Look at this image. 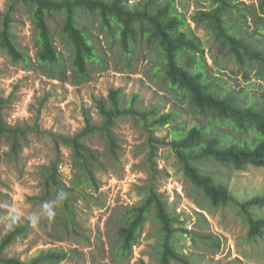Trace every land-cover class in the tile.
<instances>
[{
    "label": "rangeland",
    "instance_id": "obj_1",
    "mask_svg": "<svg viewBox=\"0 0 264 264\" xmlns=\"http://www.w3.org/2000/svg\"><path fill=\"white\" fill-rule=\"evenodd\" d=\"M13 1L0 0V14H4ZM238 1L244 2L249 9L259 4V0ZM211 5L212 0H176L178 12L188 18L191 32L203 42L210 69L208 78L213 86L243 106L250 105L255 98V105L260 109L264 106V81L259 75V64L248 60L243 69L229 55L228 48H222L215 41L214 32H209L204 26L198 27L192 21L196 12L209 11ZM24 7L20 2L12 30L17 45L28 56V64H13L0 50V93L8 99L5 109L8 124L37 127L39 132L28 136L18 158L11 155L6 141H0V241L10 231L6 228V217L12 209L20 213L19 223L30 225L27 233L7 250V256L26 261L39 252L62 248L69 252V257L61 264H141V260L158 264L155 248L160 244L161 236L154 216L149 219L132 254L122 262L117 260V247L121 243L117 231L127 225V211L143 202L144 195L138 190L145 188L149 179L144 123L131 118L117 122L114 129L119 143L117 159L113 158L105 137L93 134L86 140L87 146L99 156V165L94 170L97 188H92L89 182L76 186L71 150L57 144L55 136L72 137L83 130L86 127L85 111L93 124L100 125L102 119L94 99L106 98L111 89L119 88L124 90L123 106L139 95L135 108L140 112L155 111L161 115L178 111L175 123L157 128L160 138L167 137L173 141L176 134L174 126L184 125V130L188 131L191 126L204 127L210 123V128L214 127L206 138L218 134L226 142L228 139L244 142L249 135L231 124L215 125V121L200 118L171 90L164 71L156 75L158 68L165 69V64L163 55L157 53L154 46L147 41L134 44L130 64L122 54L117 36L102 28L96 15L87 12L79 15V26L87 30L97 46L99 56L104 60L103 66L96 65L90 79L73 82V50L59 36L64 15L54 14L48 17V23L54 32L67 76L72 81L51 77L48 68L36 60V27ZM228 21L242 24L237 17ZM243 31L247 36L253 33L252 19ZM259 48L264 49V44ZM59 158L63 182L68 187L75 186L79 195L69 233L60 230L58 212L51 223L44 221L36 227L31 226L26 218L28 213L38 210L41 203L34 199L42 195L41 168L50 166ZM154 161L162 175L158 182L160 192L165 194L171 213L181 215L188 222L189 235L177 233L173 237L178 252L184 251L194 264H264V235L255 239L248 236L249 226L236 205L230 203L213 208L204 193L186 181L169 147L159 148ZM200 168L228 186L236 200L246 201L264 193V168L237 170L215 165ZM192 232L200 236L197 243L190 238ZM212 239H216L219 245H214Z\"/></svg>",
    "mask_w": 264,
    "mask_h": 264
},
{
    "label": "trees",
    "instance_id": "obj_2",
    "mask_svg": "<svg viewBox=\"0 0 264 264\" xmlns=\"http://www.w3.org/2000/svg\"><path fill=\"white\" fill-rule=\"evenodd\" d=\"M32 18L36 27L37 43L36 60L41 66L48 68L51 77H59L62 81L75 83L90 79L91 71L96 65L103 66L104 60L99 56L97 46L88 35L87 30L79 26V15L87 12L99 18L101 27L118 38L123 56L129 60L133 46L142 41L154 46L157 53L162 54L165 69H157L156 75L164 71L166 82L178 98L187 103L188 108L200 118L215 121L216 124H231L238 131L247 135L244 142L225 139L218 134L206 138L212 129L209 126H191L188 131L184 125L174 126L176 133L173 141L167 137L157 136L158 127H166L175 123L178 111L158 115L157 112H140L135 108L139 95L132 98L131 103L123 106L124 90L111 89L108 97L94 99L102 122L93 124L87 111L84 112L86 127L72 137L55 136L57 144L71 150V161L74 168L76 186L89 182L97 188L94 170L99 165L98 154L87 146L86 140L93 134L105 137L109 142L113 158L118 157L119 143L114 129L123 118L141 121L146 133L145 147L148 149L149 179L145 188H139L144 200L138 206L130 208L126 213L128 223L121 226L117 236L121 242L117 247L118 261L132 254L139 237L151 216L160 227V244L157 251L158 264H194L184 251L175 249L173 237L177 233L188 236V222L181 215H173L165 194L160 192L159 180L161 172L155 164V158L161 147H169L181 167L186 181L202 191L210 200L213 208L224 207L230 203L239 208L243 220L249 226L248 236L252 239L264 235V193L246 201L236 200L228 186L219 182L213 175L203 171L200 166L215 165L237 170L248 167L264 168V106L257 108L255 98L251 104L243 106L237 99L221 94L208 78L209 66L207 54L201 38L191 32L188 18L178 12L176 0H15L4 14H0V50L13 64H28V56L16 43L12 27L15 23L19 3ZM216 6V8H214ZM209 11H198L192 18L198 27L204 26L214 32V39L222 48L227 47L229 55L245 69L248 60L257 62L261 67L264 81V0L257 6H249L238 0H212ZM63 14L64 20L59 31L63 42L71 47L72 69L68 78L66 66H63L61 52L58 50L54 32L48 23V17ZM237 17L242 23H229L228 19ZM253 21L254 31L249 36L243 30ZM129 63L132 62L129 60ZM247 79V77H246ZM8 99L0 93V141H6L10 153L15 158L21 154L23 144L31 133H38L37 127L11 126L6 120L5 109ZM153 119V120H151ZM181 135V136H180ZM180 136V137H177ZM61 159L55 160L42 171V195L38 202L50 199L58 189L67 194L63 207L58 209V226L69 233L70 223L74 221L75 203L78 200L76 187H68L59 170ZM30 225L18 223L0 241V264H61L69 257L64 249L39 252L37 256L26 261L8 257L7 250L29 230ZM190 238L197 243L200 238L192 232ZM214 245H219L212 239ZM76 251H74L75 253ZM141 264H148L144 260Z\"/></svg>",
    "mask_w": 264,
    "mask_h": 264
},
{
    "label": "clouds",
    "instance_id": "obj_3",
    "mask_svg": "<svg viewBox=\"0 0 264 264\" xmlns=\"http://www.w3.org/2000/svg\"><path fill=\"white\" fill-rule=\"evenodd\" d=\"M67 196L68 194L63 189H58L52 198L41 201L38 210H33L27 214L26 218L31 226H39L44 221L51 223L57 216V210L63 207ZM6 220V228L14 230L21 220L20 213L12 209L8 213Z\"/></svg>",
    "mask_w": 264,
    "mask_h": 264
},
{
    "label": "built area",
    "instance_id": "obj_4",
    "mask_svg": "<svg viewBox=\"0 0 264 264\" xmlns=\"http://www.w3.org/2000/svg\"><path fill=\"white\" fill-rule=\"evenodd\" d=\"M61 167H62V166H60V169H62ZM189 229L191 230V229H192V227H189Z\"/></svg>",
    "mask_w": 264,
    "mask_h": 264
}]
</instances>
